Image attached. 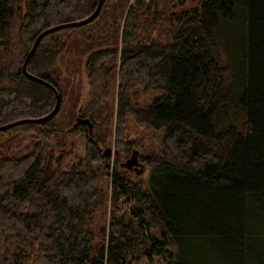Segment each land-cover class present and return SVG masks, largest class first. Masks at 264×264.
Wrapping results in <instances>:
<instances>
[{"label":"trees","instance_id":"1","mask_svg":"<svg viewBox=\"0 0 264 264\" xmlns=\"http://www.w3.org/2000/svg\"><path fill=\"white\" fill-rule=\"evenodd\" d=\"M186 1L102 0L39 42L59 108L0 132V264H264V0ZM97 6L0 0V127L53 111L24 59ZM134 127L159 140L142 185L103 150Z\"/></svg>","mask_w":264,"mask_h":264},{"label":"rangeland","instance_id":"2","mask_svg":"<svg viewBox=\"0 0 264 264\" xmlns=\"http://www.w3.org/2000/svg\"><path fill=\"white\" fill-rule=\"evenodd\" d=\"M200 3V0H187L185 8L186 9H191L192 7H195ZM77 84L79 95H80V100L85 99L86 101L88 100V94H89V88L87 86V81H86V73L84 70L83 65L79 69L78 76L75 77L74 79ZM74 86V84H73ZM75 87V86H74ZM147 139V137H145ZM141 135V129L134 127L133 132L130 131V134L128 136V141L131 140H136V146L137 147H132L130 148L131 150L126 151L121 148H117L115 146V137H111L109 141L106 143L105 147L103 150L110 149L111 150V162L114 161L117 164V169L119 171L124 172L133 182L140 183L141 185L144 184L147 181L148 178V173L150 170V167L145 164V162L142 160L143 157L150 156L151 154H154L159 147V140L157 137H154V139H145ZM76 154L79 155L80 152L82 153V149L80 146L78 147V150H75ZM137 154V160L138 163L141 164V169L140 167H133L132 169L128 170L122 165L126 163L127 160H129L132 156L133 153ZM134 168H137L138 170L136 171ZM106 181L105 179H103ZM104 185V184H103ZM106 187V184H105ZM131 264H166V261L164 259H157L154 258L151 261L146 260L142 256H137L134 257L131 260Z\"/></svg>","mask_w":264,"mask_h":264},{"label":"water","instance_id":"3","mask_svg":"<svg viewBox=\"0 0 264 264\" xmlns=\"http://www.w3.org/2000/svg\"><path fill=\"white\" fill-rule=\"evenodd\" d=\"M101 3H102V0H98L97 8L95 9L94 13L90 17H88L87 19H85L83 21H80V22H74V23H70V24H64V25L53 27L51 29H48V30L44 31L43 33H41L35 39L30 51L28 52V54L26 55V57L24 59V62H23L22 67H21V70H22L23 75L26 78H28L29 80H31L33 82H36L38 84L47 86L48 88H50L54 92L55 100H56L55 101V107H54L53 111L48 116H46L44 118L20 120V121H17V122H14V123H11V124H8V125L0 127V132L8 130V129H12V128L16 127V126H20V125H24V124H40V123L48 121L50 118H52L57 113L58 108H59V96H58L57 92L49 84H47V83L41 81L40 79H37V78L31 76L30 74H28L27 71H26L27 63H28L29 59L33 56V54H34V52H35V50L37 48V45L39 44V42L42 40V38L44 36L49 35V34L54 33V32H57V31L62 30V29L78 28V27H81L83 25H86V24L90 23L97 16V14H98V12H99V10L101 8ZM76 123L80 124V125L87 126L88 131H89V135L91 134L92 125L89 122V120H87V119L84 120V119L77 118L76 119ZM104 154L105 155H110L111 154V150L110 149H106L104 151ZM136 156H137V154L134 152L132 154L131 158L129 160H127L126 163L124 165H122V166L125 167L128 170L132 169L133 167H140V169H141L142 166H141V164L138 163V160H137ZM134 169L136 171L138 170L137 168H134Z\"/></svg>","mask_w":264,"mask_h":264}]
</instances>
